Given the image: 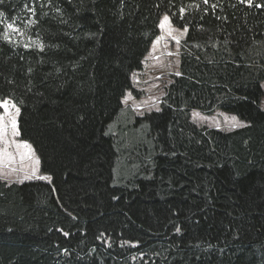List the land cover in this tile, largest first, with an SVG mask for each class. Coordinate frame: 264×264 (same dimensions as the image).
<instances>
[{"label":"trees","instance_id":"trees-1","mask_svg":"<svg viewBox=\"0 0 264 264\" xmlns=\"http://www.w3.org/2000/svg\"><path fill=\"white\" fill-rule=\"evenodd\" d=\"M257 4L264 0L0 3V100L19 107L20 138L51 177L0 178V264H264ZM165 13L188 28L180 75L160 110L139 117L123 98L136 93L132 75ZM193 109L247 125L200 126ZM115 121L122 140L107 132ZM117 163L125 172H114Z\"/></svg>","mask_w":264,"mask_h":264},{"label":"rangeland","instance_id":"rangeland-1","mask_svg":"<svg viewBox=\"0 0 264 264\" xmlns=\"http://www.w3.org/2000/svg\"><path fill=\"white\" fill-rule=\"evenodd\" d=\"M165 14L161 16L160 24ZM167 15L169 16V14ZM160 24L159 35L153 41L149 52L143 60L142 69L135 71L132 75V83L136 93L128 90L126 96L123 98L124 108H130L139 117L143 116L146 112L157 111V108L160 110L166 88L179 71L182 42L186 38L187 32H184V28L176 27L171 19L170 23L166 24L163 28L160 27ZM158 38L160 39L157 42ZM262 87L264 90V81ZM3 101L5 100H0V104ZM16 107L18 106L16 105ZM260 107L264 110V95ZM8 113L15 115V109L9 106L8 112L6 113L5 109L0 106V116L4 117L3 122L6 126V135L4 136V140L0 141V151L6 148L7 152L11 153L13 157L9 160L7 156L0 154V178L8 181L22 180L25 174H31L33 168L37 169L36 176L49 177L48 175L42 174L39 155L30 142L20 138L19 128V134L12 135ZM194 113L198 115L194 116ZM18 117L19 114L16 116L17 122ZM191 118L200 126L217 128L223 131H232L233 129L240 128L233 126L236 123L242 124V127L247 125V122L236 114L220 109H216L213 113H205L193 109L191 110ZM116 123V121L110 123L107 127V132L119 139L120 128H118L119 126ZM122 138L121 136L120 139L122 140ZM4 141H7V143ZM23 142L31 145V151L23 147L16 148V144H23ZM22 154L24 155V159H21ZM36 158L39 160L38 164L36 163ZM118 165V163L115 165L114 172H125L124 168H119Z\"/></svg>","mask_w":264,"mask_h":264},{"label":"snow or ice","instance_id":"snow-or-ice-1","mask_svg":"<svg viewBox=\"0 0 264 264\" xmlns=\"http://www.w3.org/2000/svg\"><path fill=\"white\" fill-rule=\"evenodd\" d=\"M242 3H247L249 6L253 5V0H241ZM0 3H3V0H0ZM49 3H51V0H49ZM203 3L204 4H208L209 3V0H203ZM195 6L196 8H199L200 5L199 4H196V5H188V8H191ZM257 7H264V5H260V4H257L256 5ZM25 7H27V5H25ZM213 8L216 7L215 4L212 5ZM30 12L33 13V15H35V8H29L28 9ZM57 11H59V9H57ZM185 11V9L182 7L180 9V12L183 13ZM3 13H0V16H2ZM180 19H183V15L180 16ZM29 24H35L36 21L35 20H30L28 22ZM170 23V17L165 14L163 16V20L160 24V27L163 28L166 24H169ZM7 28L8 29H13L14 26L12 23H8L7 24ZM188 31V28L187 26L184 27V32H187ZM7 38V37H5ZM174 39H176L175 37H173ZM160 38L157 39V42L159 41ZM178 42V41H177ZM34 44H36L41 50L44 48V45L42 43H40L39 41H34L33 42ZM25 47H29V45H25ZM29 71H31V69H29ZM176 75H180V73H176ZM127 99V98H126ZM126 102V100H125ZM0 106H2L4 109H5V112L7 113L8 112V109H9V106H11L12 108L15 109V115H12L11 113H8L9 115V119H10V126H11V129H12V135L15 136V135H18V125H17V120H16V116L19 114V111L20 109L18 107H16V105L14 103H12L10 100H5L2 102V104H0ZM157 111H159V109L157 108ZM198 114L194 113V116H196ZM233 120H235V118H233ZM4 117L0 116V141H3L4 140V136L6 135V126L4 125ZM234 127H242L243 125L242 124H239V123H236L233 125ZM5 143H7V141H4ZM25 148V149H29L31 151V145H29L27 142H23V144H16V148L19 149V148ZM0 154H3L4 156H7V158L9 160H11L13 157H12V154L7 152L6 148L2 151H0ZM21 159H24V155L22 154L21 155ZM36 163L38 164L39 163V160L38 158H36ZM13 171H15V169H13ZM36 171L37 169L36 168H33L32 169V172L31 174H25L23 179L22 180H18L17 182L18 183H23L24 180H31V179H40V180H48L50 181L51 180V177H47V176H36ZM177 231L179 232L180 229L177 228ZM65 235H68V233H64Z\"/></svg>","mask_w":264,"mask_h":264}]
</instances>
